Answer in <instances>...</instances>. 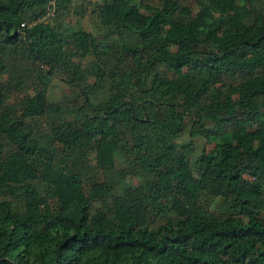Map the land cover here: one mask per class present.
Wrapping results in <instances>:
<instances>
[{"label":"trees","instance_id":"obj_1","mask_svg":"<svg viewBox=\"0 0 264 264\" xmlns=\"http://www.w3.org/2000/svg\"><path fill=\"white\" fill-rule=\"evenodd\" d=\"M50 1L0 0V264H264L261 0H96V34ZM52 76L71 98L47 101ZM186 123L210 144L193 166Z\"/></svg>","mask_w":264,"mask_h":264},{"label":"rangeland","instance_id":"obj_2","mask_svg":"<svg viewBox=\"0 0 264 264\" xmlns=\"http://www.w3.org/2000/svg\"><path fill=\"white\" fill-rule=\"evenodd\" d=\"M86 1H89V4H86ZM182 5H189L192 7V9H195L198 5L201 4V0H177ZM96 2V0H69V2L66 4V10H63L62 12L58 13H52V15L49 17L48 22L53 25L59 24L62 27L65 26H72V27H80L85 31H90L92 33H99L104 31V28L99 24L98 18L95 13H93L91 10L93 9V3ZM134 2L138 5L139 11L143 13H149L150 6L155 5V0H134ZM141 3V6L138 3ZM264 4V0H261ZM84 11L82 14L81 12ZM74 61L78 62L79 65L82 68H90L92 64L94 63V59L92 55L88 54L80 58H73ZM16 64L19 66V63L13 60L12 58H7V64ZM10 69H12L10 67ZM8 81V75L5 73L1 76L0 82L4 83ZM93 80L90 78L89 82H92ZM106 90V86L102 87V89H98L96 93V97L93 99V101L101 99V97L104 95ZM17 94H12L10 98L8 99L7 103L14 102V99L16 100ZM73 96V93L68 86L59 80L56 76H52L50 84L47 89V101L51 103H57L61 101H65L66 99H69ZM92 98V97H91ZM70 114H66V118H68ZM41 126V127H40ZM40 126H38V129H45L44 123H40ZM187 127L188 123H186L184 130H182L178 137L176 138V143L178 145L187 144L189 143V152L187 155V161L190 164V166H193L195 157L200 153L201 149L208 150L210 148V144L206 143L203 138L201 137H190L187 134ZM2 148V145H0V150ZM74 161L68 160L69 162L67 165H70L72 163H76L78 165L82 166V170L84 174L87 175H97L98 177L103 178V176H106V174H102L100 170L95 167L94 163L90 159L88 160H81L78 158L77 153L75 155V152L71 155ZM124 167L123 164H120V158L116 159L114 169L107 174L108 178L105 177V179L109 180L110 178L112 180H115V177L117 175L116 170H119ZM85 174V176H87ZM125 180L124 185H130L135 186L138 183L137 176L131 175L127 172L124 173ZM244 176L247 179H252L253 172L251 169H248L245 171ZM204 185L207 190L210 189L211 185L209 182L204 180ZM216 201L210 202V208H212L215 205ZM100 208V202L97 200L92 201L91 205V211H94L96 209ZM157 222H161V220H157Z\"/></svg>","mask_w":264,"mask_h":264},{"label":"built area","instance_id":"obj_3","mask_svg":"<svg viewBox=\"0 0 264 264\" xmlns=\"http://www.w3.org/2000/svg\"><path fill=\"white\" fill-rule=\"evenodd\" d=\"M53 11H54V2H53V0H51V1L49 2V4L47 5V7H46V14L44 15L43 18H48V17H50V16L52 15ZM25 25H26V24H25L24 22H21V23L19 24V27H24Z\"/></svg>","mask_w":264,"mask_h":264}]
</instances>
